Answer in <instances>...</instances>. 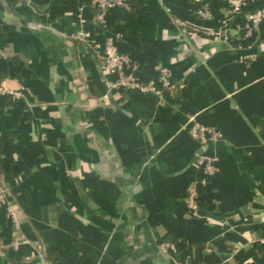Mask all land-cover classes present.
Segmentation results:
<instances>
[{
  "label": "crops",
  "instance_id": "1",
  "mask_svg": "<svg viewBox=\"0 0 264 264\" xmlns=\"http://www.w3.org/2000/svg\"><path fill=\"white\" fill-rule=\"evenodd\" d=\"M91 1L0 0V83L14 93L0 95V181L17 210L15 225L0 208V264L38 252L52 264H264V23L244 41V16L233 19L231 48L172 22L218 28L231 0L114 10L110 33L138 78L167 69L181 85L164 98L109 92L97 55L72 37L83 24L103 45ZM204 1L212 21L193 15ZM194 123L222 140L202 147ZM201 154L214 174L195 167Z\"/></svg>",
  "mask_w": 264,
  "mask_h": 264
},
{
  "label": "built area",
  "instance_id": "2",
  "mask_svg": "<svg viewBox=\"0 0 264 264\" xmlns=\"http://www.w3.org/2000/svg\"><path fill=\"white\" fill-rule=\"evenodd\" d=\"M258 0H231L225 9L226 20L218 28L202 27L199 24L189 22L180 18H173V25L178 30H184L201 36L207 40L223 43L231 48H235L233 37L230 32L231 21L244 16L241 27L242 40L253 38L264 23V8L246 11L251 4ZM91 6L97 10L95 21L97 22L98 33L104 38L103 45L99 46L92 38V33L81 26L73 34V39L82 44L88 51L95 53L100 61L102 74L105 78L109 92H152L166 97L167 92L175 89L176 84L170 80L167 69H161L157 83L141 81L137 76L138 64L129 55L121 53L118 43L123 36L121 34L110 33L108 16L114 10H121L129 13L131 10L130 0H92ZM193 15L200 21H212L214 16L208 1L201 2ZM246 60H254L255 54L245 56ZM13 95L14 93L5 89L0 83V95ZM192 138L202 147L215 145L222 140V136L215 129L209 128L199 123H194L190 128ZM215 159L206 154H201L195 163V167L206 175H212L215 171ZM204 185L205 182H202ZM189 208L194 215L199 212V186L196 183L188 186ZM0 208L6 210L7 217L16 224L17 210L15 201L10 195L7 185L0 181ZM24 242L15 241L14 249H18ZM165 250V248H164ZM18 264H52L47 260L46 254L38 252L34 256L26 257Z\"/></svg>",
  "mask_w": 264,
  "mask_h": 264
},
{
  "label": "trees",
  "instance_id": "3",
  "mask_svg": "<svg viewBox=\"0 0 264 264\" xmlns=\"http://www.w3.org/2000/svg\"><path fill=\"white\" fill-rule=\"evenodd\" d=\"M130 6H131V10L129 12L130 14L138 13V11L142 8V4L139 2V0H130ZM261 42H262V40H261ZM170 80H172L176 84V87L174 90L167 92V94H173L174 92L180 91L181 83L174 81V79L171 77H170ZM4 147H5L4 142L0 139V174H1V170H2L1 166L3 164L2 151L4 150ZM4 183H5V185L8 186V183H6V182H4ZM45 254H46L47 260L50 262L48 254L47 253H45Z\"/></svg>",
  "mask_w": 264,
  "mask_h": 264
}]
</instances>
